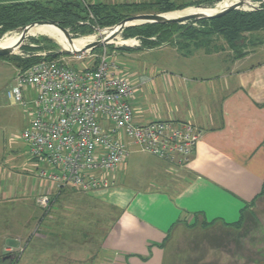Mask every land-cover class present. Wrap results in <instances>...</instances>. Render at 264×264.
Returning a JSON list of instances; mask_svg holds the SVG:
<instances>
[{"label":"crops","instance_id":"1","mask_svg":"<svg viewBox=\"0 0 264 264\" xmlns=\"http://www.w3.org/2000/svg\"><path fill=\"white\" fill-rule=\"evenodd\" d=\"M259 46L239 56H223L224 48L213 53L161 48L171 51V70L155 77L145 73L147 62L142 69L129 66L139 51L120 53L137 87L130 101L135 121L190 123L200 138L184 167L153 157L151 182L134 190L116 186L123 165L109 175L112 185L106 189L89 194L69 189L117 212L101 237L98 264H264V49ZM4 103L0 100V252L15 248L40 219L30 212L39 195L53 194L60 203L68 196V188L47 181L30 187L27 200L20 195L40 166L27 151L21 160L10 147L12 139L2 135L19 115ZM7 232L12 239L3 243Z\"/></svg>","mask_w":264,"mask_h":264},{"label":"built area","instance_id":"2","mask_svg":"<svg viewBox=\"0 0 264 264\" xmlns=\"http://www.w3.org/2000/svg\"><path fill=\"white\" fill-rule=\"evenodd\" d=\"M64 1L85 8V23L94 19L92 2ZM71 56L81 67L42 59L16 72L5 91L9 102L32 115L21 139L31 159L43 167L40 178L83 194L106 189L112 185L108 173L118 170L130 153L124 139L176 168L189 163L200 138L192 124L136 122L130 101L137 87L120 74L114 55L88 50ZM52 201L49 194L36 199L43 210Z\"/></svg>","mask_w":264,"mask_h":264},{"label":"rangeland","instance_id":"3","mask_svg":"<svg viewBox=\"0 0 264 264\" xmlns=\"http://www.w3.org/2000/svg\"><path fill=\"white\" fill-rule=\"evenodd\" d=\"M40 1L43 2L45 0ZM112 1L113 4L115 3L119 5L136 2L148 3L153 0ZM174 1L177 5L181 4V0ZM233 1L234 2L229 1L227 6L237 7L238 4V7L235 9L236 11H255L264 9V0ZM218 3L219 0L210 6L191 7L201 10L203 13L204 11L208 13L213 11ZM177 10L178 8L172 11L160 12L156 9L144 8L143 10L123 9L121 12L125 17L167 16ZM189 15L191 14L187 13V16ZM174 24L178 26L193 24L196 30L202 32L211 30L209 24L207 26H197L194 23H191V19H183L181 22ZM78 25L85 26L81 23ZM86 26L88 27L85 28L84 31L73 29L72 27L59 30V33L63 35V42L75 46L79 45L80 42L71 40L93 38L92 41H95L105 30L110 28H97L96 26L91 25ZM133 26L140 25H132L129 27ZM126 28L120 30L111 42L96 48L95 51L92 50V52L95 55H99L100 52H103L104 50L107 54L111 55H115L118 52V55L113 56L117 64H119L120 69L122 68L118 71L125 70L126 73L120 74L130 82H132V72L128 71L127 63L120 60V53H129L131 50L139 51V53L137 55V60L135 56H131L133 60L130 61L132 62V65L129 64V66L134 69L135 65H138L142 69L143 61L147 62V66L150 64V67H148L145 73L148 75L155 74V77L160 75L161 72L171 70V51L159 52L161 48H171V41L172 45L175 46L178 42L189 44L191 49L192 46L198 43L201 48L205 49L203 51H207L208 53L217 52L221 48H224L222 51L223 56H226L228 52H231L233 56L235 54L241 55L251 49L253 45H260L259 48L262 50L264 49V31L244 34L245 41L240 40L236 43V48L233 49L227 45L222 36L215 34L204 35L201 32L197 40L188 41L179 38L178 33L176 32L174 33L176 35H174V38L171 40V35L165 38L162 36V33L154 34L150 37H145L144 35L132 36L129 32L125 31ZM13 32L15 31H9L3 36H0V40L9 36ZM15 46L8 53L0 55V100L2 101L4 99L6 104L14 105L11 108L15 111L18 110L19 115L17 120L12 122L2 135L5 134L8 139H12L14 143H12L10 147L17 151L21 156L20 159L23 160V158L27 157V148L21 139V133L27 123L30 122L32 115L28 109L25 110L17 104H11L5 98L4 91L9 85H11L12 75L27 68L35 61H40L42 59H54L75 68L81 67V62L74 59L71 55L63 54L52 38L46 34L26 35L17 43V46ZM139 67L136 68V74H141L142 70ZM23 109L25 112L22 111ZM129 151L132 152L129 153L126 158L122 171H115L117 173L116 176H119L115 183L117 187L134 190L138 185L151 182V171L155 164V158L145 153H140L139 150L138 152H134V150L129 149ZM21 167L19 169H21ZM42 168L43 167L40 166L36 171L32 169V176L27 179L30 186L28 185L20 194L24 196V199L27 200L30 187L37 186L38 183L46 184V181L39 177V170ZM108 174L110 175V173ZM66 193L68 195L66 197L67 200L62 201L61 203L54 200L55 196L53 194H49L53 201L48 210L40 209L36 203L33 204L34 208L30 209V212L32 214L40 215V219L33 223V229L24 236L20 243L15 241V248L7 246L4 251L0 252V264H98L101 237L105 233L109 224L108 219L110 218L111 221H114L117 212L114 210L110 211L108 207H102L97 201L90 200V198L85 195H77L69 190V188L68 190L66 189ZM11 211H13V209H11ZM15 213L20 214L21 212L16 210ZM42 216H44L43 219H41ZM9 234L10 233L7 232L6 236L1 237V242L4 243L10 241L12 238H10ZM3 258L5 259L3 260Z\"/></svg>","mask_w":264,"mask_h":264},{"label":"trees","instance_id":"4","mask_svg":"<svg viewBox=\"0 0 264 264\" xmlns=\"http://www.w3.org/2000/svg\"><path fill=\"white\" fill-rule=\"evenodd\" d=\"M216 1L218 0H197L193 2L181 1V4L178 5L175 4L174 0H153L150 3L125 5H104L93 3L90 8L94 19L90 20L87 24L85 23L88 19L87 11L78 2H66L64 0H45L43 2L40 0H14L10 2H0V36H3L9 31H14L19 27L38 21L54 24L55 27L52 28L58 32H60L59 29L69 27L84 31V29L88 27L86 25L107 28L118 24L121 20L126 18L121 12L123 9L143 10L144 8H152L160 12H165L176 10L177 8L178 10H182L187 7L194 8L191 6H210ZM79 23L84 24L85 26H79ZM194 24L197 26H207L209 24L211 30L202 32L196 30L193 24L178 26L171 23L144 24L140 26L128 27L125 31L129 32L132 36L144 35L145 37L162 33V36L165 38L171 35V40L174 38L173 36L176 35L174 33L177 32L179 38L188 41L197 40L201 32L204 35L215 34L222 36L227 45L235 49L237 42L240 40L245 41L244 34L264 31V9L255 11L234 10L219 18L201 20ZM33 28L41 29L44 27L37 26ZM171 46L176 47L180 51H186L191 48L189 47V44H183L180 42H178L176 46L172 45V41ZM192 47L199 48L200 46L196 43ZM95 50L96 49L93 51ZM38 61H35L34 63Z\"/></svg>","mask_w":264,"mask_h":264},{"label":"water","instance_id":"5","mask_svg":"<svg viewBox=\"0 0 264 264\" xmlns=\"http://www.w3.org/2000/svg\"><path fill=\"white\" fill-rule=\"evenodd\" d=\"M224 0H219V2H222ZM238 7V4H237ZM237 7H233V6H223L222 8H220L216 13L211 14V15H197V14H193V15H189L186 17H181V18H163L162 16L158 15V16H134V17H126L123 20H121L118 24L111 26L109 29H107L105 32H103V34H101L97 40L88 43L84 46H82L79 49H65L61 46V44L56 41L55 39L52 38V40L55 42L56 46L60 49V51L66 55H72L75 53H80V52H84V51H88V50H93L96 49L98 47L103 46L104 44H107L109 39H112L115 37V35L122 29L132 26V25H144V24H171V23H179L181 22L183 19H191V23H196L198 21L201 20H212V19H216L219 18L223 15H225L226 13H229L233 10H235ZM184 8L182 10H178V11H183L185 9ZM34 26H51V27H55L54 24L52 23H48V22H44V21H38V22H33L30 24H27L25 26L19 27L16 30H14L17 34H19L18 36V42L21 41L27 34V31L29 28H32ZM61 30V29H59ZM17 42V43H18ZM11 50V48H0V55L6 54ZM5 258H3L4 260Z\"/></svg>","mask_w":264,"mask_h":264},{"label":"bare ground","instance_id":"6","mask_svg":"<svg viewBox=\"0 0 264 264\" xmlns=\"http://www.w3.org/2000/svg\"><path fill=\"white\" fill-rule=\"evenodd\" d=\"M227 2L228 0H224L222 2H219L216 6V8L211 11V12H208L206 13L204 11L201 12V10L197 9V8H188V9H185L183 11H175V12H172L170 14H168L167 16H162L163 18H167V19H170V18H181V17H184V16H187V13H190L191 15L193 14H197V15H211V14H214L216 13L220 8H222L223 6H226L227 7ZM34 27H37V26H34ZM41 27H44V28H41V29H37V28H29L28 31H27V34L26 35H35V34H46L48 36H50L51 38L55 39L56 41H58L61 46L65 49H79L81 48L82 46H84V43L85 42H93L91 38H80V39H77V40H71V41H79L80 44L79 45H70L69 43H66V42H63V35H61L58 31H56L55 29H53L51 26H41ZM18 36L19 34H17L16 32H13L12 34H10L9 36H6L1 42H0V48H14V46L17 44L18 42ZM113 39V38H112ZM112 39H109L108 42H111Z\"/></svg>","mask_w":264,"mask_h":264}]
</instances>
